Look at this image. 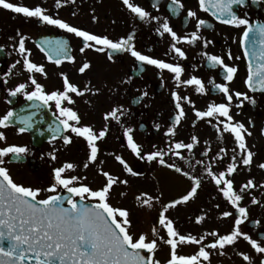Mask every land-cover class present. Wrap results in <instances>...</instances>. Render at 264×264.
Returning <instances> with one entry per match:
<instances>
[{
  "label": "flooded vegetation",
  "instance_id": "af4514ba",
  "mask_svg": "<svg viewBox=\"0 0 264 264\" xmlns=\"http://www.w3.org/2000/svg\"><path fill=\"white\" fill-rule=\"evenodd\" d=\"M9 2L27 7L41 6L48 14L58 16L73 26L95 34L108 35L113 40L134 33L137 50L168 62L182 64L185 69L182 79L197 76L203 80L207 93H196L194 86L180 85L178 87L172 74L166 70L161 72L154 66L143 65L144 70L140 71L141 65L126 52L114 54V61H109L106 53L91 49L80 53L81 39L74 34L41 23L36 18H25L22 14L0 7V116L9 108L18 113L24 109L21 113L23 115L37 111L30 107L32 102L26 101L22 95L17 97L7 95L8 90L19 83L28 82L29 78V73L23 68V57L17 51V47H14V45L18 46L17 32L19 31L27 37L25 45L30 50L29 59L44 65L47 73L46 78L39 73L34 74L38 82L45 85L48 91L63 90L60 74L66 73L69 81L81 89L88 85L93 91L86 92L83 96L72 94L75 103L68 106L78 111L81 124L92 125L97 132L105 125L108 128L107 135L97 142L99 147L97 160L90 163L88 168H84L83 164L89 155L86 141L76 137L70 131L63 133L72 136V142L68 145H65L60 138L52 139L53 133L49 126L55 127L53 113L57 110L54 105L50 108L42 107L33 117L32 127L24 133H19L18 128L22 125L18 121L8 128H0L7 138L6 141H0V147L14 144L27 146L29 149L28 153L22 156L26 160L20 158L22 162H15L11 155L6 156L5 166L9 169L14 166H24L32 173H41L42 186L45 189L53 182V169L65 162L77 165L66 175L85 178L82 182L93 189L100 188L106 182L105 177L100 174V169L108 171L119 180L127 181V184L117 183L113 186L110 192V203L128 209L121 197L129 196V192L132 193L128 200H136L135 205L138 203L139 211L149 213L145 216L152 215L151 224L157 229L161 228L158 224L159 213L165 206L180 200L187 194L194 183L191 177L196 176L200 178L201 186L195 198L168 208L165 215L171 218L174 213L177 217H184L183 221L189 222L187 229L190 233L200 235L210 226L220 230L221 234L228 233L233 228L234 217L238 213L219 193L214 181L207 175L205 165L210 163L214 172L226 170L227 164L231 162L233 149H236L233 137L224 133L221 138L215 127V120L212 123H208L207 120H198L193 106L187 102H183L186 116L178 126L176 135L174 137L166 135L167 128L175 115L174 101L171 97L173 91H177L181 96H188L198 110H206L207 105L212 102H226L223 94L214 89L210 83L212 80L215 83L225 82L222 70L211 67L201 53L221 55L225 63L238 67L233 81L229 83L230 90L247 93L255 100L254 104L245 100L243 106L238 108L236 105L239 101L233 97L231 114L235 121L244 123L252 133L246 137V140L255 155L251 166H244L239 162V150L236 149L238 167L230 178L233 179L237 191L247 180L255 181L257 187L243 193L244 199L241 201V206L248 208L249 219L241 225V230L264 244V235H261L264 232V187H260L264 184V169L258 167L259 164L264 163V92L253 91L245 83L248 59L244 56V46L240 42L243 27L225 25L217 21L210 13L199 10L198 0H181L183 8L178 9V14L168 7L172 0H158V8L153 7L157 0H130V3L143 7L153 16L160 17L159 22L141 21L123 4V0H75V3L69 0L68 3H62L59 7L56 6V0H9ZM188 9L197 11L199 18L208 21V25L200 29V34L202 38L211 40L213 43L205 48L203 39L195 44L181 41L177 46L186 52V58H179L170 50L173 42L170 35L165 33L161 36L156 32V28L167 18L178 35L190 34L196 30L197 21L189 18L187 23H184ZM235 11L242 17L247 14V18L253 24L264 23V0H247L246 6L235 8ZM93 16L96 20H93ZM45 39L68 40L69 54L75 57V62L63 61L60 65H56L48 61L45 52L41 51L38 44L39 40L43 42ZM248 47L251 49V45ZM229 50L233 57L231 60L227 58ZM17 60L20 63L16 64L11 74L5 77L4 73L8 72L10 66ZM85 60L91 62V68L81 74L78 68ZM252 61L255 64L254 57ZM125 80L128 82L122 83ZM96 89H99V92H96ZM28 90H32L30 83ZM143 92H147L148 95L136 103V99ZM8 99L13 102L7 103ZM118 105H123L128 112L120 116L119 120L105 121L104 114ZM193 121H195L194 125ZM157 124L159 128L155 127ZM127 127L133 128V139L141 146L142 151L139 156L128 147V141L124 135ZM192 135H196L200 142L191 151L180 150L185 159L168 151L169 145L177 141L191 142ZM221 148L226 150V154H223L222 159H218L217 153ZM157 150L162 151L164 155L152 161L146 159L147 153ZM205 150H208L207 156L202 155ZM52 153L56 155L55 160L51 158ZM116 156H120L128 168L132 169L131 173L116 159ZM160 159L164 160L163 164L159 162ZM186 160H190L191 163ZM198 160H203L204 163L197 164ZM185 172L189 175H185ZM133 187H136V190ZM122 192L123 196L120 195ZM54 194L48 192L47 195ZM61 194L68 195L66 190L61 191ZM149 197H151V207L141 203L143 199ZM252 197L258 200L257 204L251 203ZM65 206H68L67 203ZM223 211H230L233 216L222 217ZM201 215H204L205 219L197 223L196 218ZM183 221L174 220V224L178 227V222L181 224ZM254 221H259L260 224L256 225ZM161 246L163 244L160 242ZM226 248H232L236 252L237 260L241 264H247V262L239 255L240 252L252 256L253 264L260 262L261 256L256 254L242 238L235 245L226 246ZM165 261H161V264Z\"/></svg>",
  "mask_w": 264,
  "mask_h": 264
},
{
  "label": "snow or ice",
  "instance_id": "6c2138e0",
  "mask_svg": "<svg viewBox=\"0 0 264 264\" xmlns=\"http://www.w3.org/2000/svg\"><path fill=\"white\" fill-rule=\"evenodd\" d=\"M68 2L69 0H56V6L59 7L62 6V3ZM70 2L75 3V0H70ZM123 4L141 21L156 20L159 22L160 20V17L153 16L143 7L130 3V0H123ZM246 5L247 0H198L199 10L210 13L217 21L225 25L243 27L240 42L244 46V56L255 58V64H253L252 59L248 61L245 83L253 91L264 92V23L253 24L247 18V14L242 17L235 11V8ZM0 7L22 14L25 18H36L41 23L74 34L81 39L80 53H85L86 50L91 49L99 53H106L108 60L114 61V54L126 52L141 65L140 71L144 70L143 65L154 66L161 72L166 70L172 74V78L178 87L180 85L194 86L196 93H207L203 80L197 76L193 75L190 78L182 79L185 71L182 64L168 62L165 59L156 58L137 50L134 43V33L113 40L108 35L95 34L81 27L73 26L58 16L54 17L48 14L45 8L41 6L27 7L11 3L9 0H0ZM153 7L158 8V0L157 3L153 4ZM168 7L172 12L178 14V9L183 8V4L181 0H172ZM189 18L197 21L196 30L190 34L178 35L167 18L156 28L159 35L163 36L165 33L170 35L173 41L170 50L179 58H186V52L177 46L181 41L195 44L203 39L205 48L213 43L211 40L202 38L200 34V29L208 25V21L199 18L197 11L192 9L187 10L184 23H187ZM93 20H96L95 16H93ZM17 36L18 46L14 45V47H17V51L23 57V68L29 73V78L28 82L19 83L8 90L7 95L9 97L22 95L26 101L32 102L30 107L37 111L42 107L50 108L54 105L57 110L56 113H53L55 115L53 122L55 127L49 126L53 133L52 139L60 138L65 145H68L72 142V136L63 134L68 131L76 137L83 138L89 150L87 161L83 167L88 168L90 163L97 160L99 153L97 142L107 135L108 128L105 125L97 132L92 125L81 124V116L78 111L68 105L75 103L72 94L83 96L86 92L93 90L88 85L81 89L76 84L71 83L66 73L60 74L63 80V90H46L45 85L38 82L34 75L39 73L46 78L47 73L44 65L34 63L29 59L30 50L25 45L27 37L19 31ZM42 44L41 51L45 52L48 61L56 65H60L63 61L75 62V57L69 54L68 40L45 39ZM248 45H251V49ZM201 56L206 59L211 67H218L222 70L225 82L215 83L212 80L210 83L214 89L223 94L226 102H212L207 105L206 110H198L188 96H181L177 91H173L171 97L174 101L175 115L171 125L167 128L166 135L169 137L176 135L178 126L186 116L183 102H187L193 106V111L198 120H207L208 123L215 120V127L221 138H223L224 133L230 134L234 139L236 149L239 150V162L244 166H251L255 154L248 146L246 137L252 133L244 123L234 120L231 108L233 97L239 101L236 105L238 108L243 106L245 100H249L253 104L255 100L249 97L247 93L230 90L229 83L233 81L238 72L237 66H230L225 63L221 55L203 52ZM227 58L233 59L230 50L227 52ZM19 63L20 61L17 60L11 65L4 76L10 75L11 70ZM90 68L91 62L85 60L78 68V72L83 74ZM127 82V80L122 81V83ZM29 83L32 86L31 91L28 90ZM95 91L99 92V89ZM147 95V92H143L135 102L139 103ZM12 102L11 99L7 100L9 104ZM23 111L24 109H21L18 113L9 108L5 114L0 116V128H8L16 121L22 125L18 128L19 133H24L31 128L33 117L37 115V111L28 115L21 114ZM127 112L128 110L123 105H118L106 112L103 119L105 121L109 119L119 120V117ZM194 124L195 121H193ZM155 127L159 128L160 126L157 124ZM133 131L132 127H127L124 130V135L127 138L128 147L139 156L142 149L134 141ZM6 139L5 133L0 131V141H6ZM199 142V138L192 135L191 142L177 141L169 145L168 151L181 159H185L180 150L191 151ZM236 149H233L231 162L227 164L226 170L214 172L210 163L205 165L207 175L211 177L219 193L233 206L238 215L234 217L233 228L228 233L220 234L217 231H212L207 235L215 239L210 244L204 245L202 242L205 236L202 235L198 238L191 234H182L175 226L174 221L165 215L168 208L195 198L201 186V180L196 176L191 177L194 183L190 191L183 195L180 200L165 206L159 213L158 224L165 230L167 238L160 236L158 229L153 226L151 232L154 238L149 239L147 233L136 234L131 231L132 222L128 209L110 203V192L113 186L117 183L127 184L126 180H119L118 177H114L108 171L100 169V174L105 177L106 182L100 188L93 189L82 182V179L85 178L77 175H66L69 170H74L77 165L65 162L53 169V182L48 188L25 186L13 179L9 168L5 166L4 158L11 155L18 160L27 154L29 149L27 146L14 144L0 147V264H161V260L155 255L160 247V242L170 248V256L164 264H211L210 250L219 251L223 255L226 246L235 245L241 238L251 246L256 254L261 256L259 264H264V244L241 230V225L249 219L248 208L241 206V201L244 199L243 193L248 189L257 187V185L253 179H249L240 186L239 191L234 187V181L230 176L236 172L238 167ZM223 154H226V150L221 148L216 158L222 159ZM162 155H164L162 151H151L146 154V159L152 161ZM202 155L207 156L208 150H205ZM51 158L55 160L56 155L52 153ZM116 159L124 164L128 172H132V169L128 168L120 156H116ZM159 162L163 164L164 160L160 159ZM186 162L191 163L190 160H186ZM196 163L203 164L204 162L198 160ZM258 167L264 169V163L259 164ZM184 174L189 175L187 172ZM260 187H264V184H261ZM63 190H66L68 195H62L61 191ZM42 191L55 194L38 199ZM120 195L123 196L124 193L122 192ZM137 199L141 200L140 197ZM65 203L68 206H65ZM141 203L151 207V197L143 199ZM251 203L257 204L258 200L252 197ZM221 215L226 218L233 216V213L223 211ZM204 219L205 216L201 215L196 218V221L200 223ZM253 223L260 224L259 221ZM261 235H264V232ZM187 244L200 245L198 252L193 255L178 254V247ZM239 255L247 264H253V257L249 254L240 252Z\"/></svg>",
  "mask_w": 264,
  "mask_h": 264
},
{
  "label": "rangeland",
  "instance_id": "374dc122",
  "mask_svg": "<svg viewBox=\"0 0 264 264\" xmlns=\"http://www.w3.org/2000/svg\"><path fill=\"white\" fill-rule=\"evenodd\" d=\"M10 170V174L12 175L13 179L17 182V183H21L25 186H31V187H39L41 189H45L42 185V181H41V173H32V171L26 169L24 166H19V167H15L9 169ZM131 188H129L130 190ZM134 190H136V187H133ZM121 190V189H120ZM48 194V192L46 191H42L39 196V198H45V196ZM127 195V194H126ZM133 195L132 193L129 192V196ZM129 196H124L121 197V200L125 201V204L128 209L130 210V219L132 222V229L131 231L139 234L141 232L147 233L148 234V238L152 239L154 238L151 232V228L153 227V225L151 224L152 220L150 216H145V215H149V213L147 212H140L139 211V207H138V203L136 204V200H128ZM132 198V197H131ZM134 206H136V208H134ZM138 211V212H136ZM147 211V210H146ZM176 214V213H175ZM145 216V217H144ZM139 218V220L137 219ZM170 218V217H169ZM171 219L174 220H181L183 221L184 217L182 216H176L173 213V216H171ZM143 221H145L146 223H144ZM187 223H189L188 221H183L181 222V224L178 222V230L182 233V234H191L194 236H197L198 238L200 236H205L204 241L202 242L204 245L210 244L215 238L207 235L208 233L212 232V231H217L221 234V231L217 230V228L211 227L209 229H206L205 231H203L204 233L197 235L195 233H190L187 229ZM158 232L161 233L160 236H164L166 237V232L165 230L161 227H158ZM163 244V246H161L158 251L156 252V258L160 259L161 261L163 260H167L170 256V248L169 246H167L166 244H164L163 242H161ZM200 245H196V244H187V245H182L180 247H178L177 251L178 254L180 255H193L196 254L199 250ZM211 251V256H210V261L211 264H241L240 261H238L237 259V255L236 252L232 249V248H226L223 250L224 254L221 255L219 253V251L216 250H210ZM243 264V263H242Z\"/></svg>",
  "mask_w": 264,
  "mask_h": 264
}]
</instances>
